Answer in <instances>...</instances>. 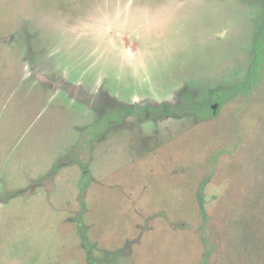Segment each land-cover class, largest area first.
I'll return each instance as SVG.
<instances>
[{
	"label": "rangeland",
	"instance_id": "obj_1",
	"mask_svg": "<svg viewBox=\"0 0 264 264\" xmlns=\"http://www.w3.org/2000/svg\"><path fill=\"white\" fill-rule=\"evenodd\" d=\"M263 25L264 0H0V264H90L82 228L94 264H264V70L231 91ZM65 82L189 101L106 129Z\"/></svg>",
	"mask_w": 264,
	"mask_h": 264
},
{
	"label": "flooded vegetation",
	"instance_id": "obj_2",
	"mask_svg": "<svg viewBox=\"0 0 264 264\" xmlns=\"http://www.w3.org/2000/svg\"><path fill=\"white\" fill-rule=\"evenodd\" d=\"M55 87H58L57 89L62 90L64 92H67L68 95L72 94L74 98L70 97L75 100L76 102H79V100H82V103L85 102L91 112H94L93 109H91V105L98 108V113L100 114V118L97 120L96 124H100L98 121H102L104 124H106V129H111L113 127H116L117 124H127L128 120L131 119L133 121H141L146 122V120L153 121L157 120V122H161L162 119H168L170 118L171 112H178L179 104H181V100H184L186 102L187 100L184 99L185 97L181 94H183V90H180L178 94L172 95L171 103L167 101H161V99H156L153 96H151V99L154 100L152 102H148V104H143L141 102L137 101H124L121 96H119L120 99L114 98L112 96H107L105 99L97 98V96L93 93H86L83 89H81L80 85H70L68 83H60L57 84ZM176 90V91H177ZM93 94V95H92ZM89 96L91 97V101H86L83 99V96ZM175 96V97H174ZM182 99H181V98ZM166 98V97H164ZM122 99V100H121ZM169 99V98H166ZM160 101V102H159ZM173 101V103H172ZM189 101V100H188ZM187 101V102H188ZM109 104L107 106H103L106 104ZM212 106H210V112L212 111ZM191 107V106H190ZM107 112L108 115H105ZM159 120V121H158ZM147 121V122H149ZM22 191V190H21ZM83 244V243H82Z\"/></svg>",
	"mask_w": 264,
	"mask_h": 264
},
{
	"label": "trees",
	"instance_id": "obj_3",
	"mask_svg": "<svg viewBox=\"0 0 264 264\" xmlns=\"http://www.w3.org/2000/svg\"><path fill=\"white\" fill-rule=\"evenodd\" d=\"M252 52H253V60L249 66V71H248V76L246 81L241 84V85H237L234 86L231 91H237V92H241V93H246V94H250V92H252L253 90H255L258 85H259V81L263 78V70H264V25L261 26V28L259 29V32L256 33L253 37L252 40ZM192 103L193 101L190 100ZM220 102H222V100H219V104H221ZM211 110V109H209ZM109 114V113H108ZM107 113L105 115H108ZM83 190L81 189V192ZM199 211L202 214L203 217H206L205 211L202 208V201L199 202ZM82 228V227H81ZM83 229V231H81ZM79 232V236L81 239V244L83 243L85 245H87V247L85 248V250L87 251V258L90 262V264H94L96 262L95 259H93L91 257V254L89 253L90 251V246L88 244L87 241V237H86V232L85 229L82 228ZM206 260V257L204 259V261ZM99 264V263H98Z\"/></svg>",
	"mask_w": 264,
	"mask_h": 264
},
{
	"label": "water",
	"instance_id": "obj_4",
	"mask_svg": "<svg viewBox=\"0 0 264 264\" xmlns=\"http://www.w3.org/2000/svg\"><path fill=\"white\" fill-rule=\"evenodd\" d=\"M216 106H217V104H215V105L212 106V111L213 112H214V109H215Z\"/></svg>",
	"mask_w": 264,
	"mask_h": 264
}]
</instances>
